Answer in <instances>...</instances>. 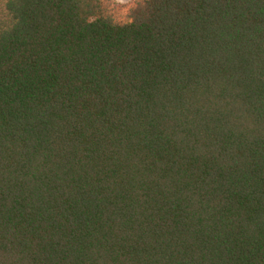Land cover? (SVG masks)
Listing matches in <instances>:
<instances>
[{
	"label": "trees",
	"instance_id": "1",
	"mask_svg": "<svg viewBox=\"0 0 264 264\" xmlns=\"http://www.w3.org/2000/svg\"><path fill=\"white\" fill-rule=\"evenodd\" d=\"M0 264H264V0H0Z\"/></svg>",
	"mask_w": 264,
	"mask_h": 264
},
{
	"label": "rangeland",
	"instance_id": "2",
	"mask_svg": "<svg viewBox=\"0 0 264 264\" xmlns=\"http://www.w3.org/2000/svg\"><path fill=\"white\" fill-rule=\"evenodd\" d=\"M115 3H118V4H122V5H124V4H129V3H131L132 1H134V0H113Z\"/></svg>",
	"mask_w": 264,
	"mask_h": 264
}]
</instances>
